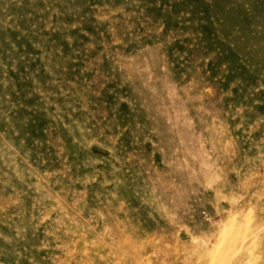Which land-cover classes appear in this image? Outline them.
<instances>
[{
    "label": "rangeland",
    "instance_id": "obj_1",
    "mask_svg": "<svg viewBox=\"0 0 264 264\" xmlns=\"http://www.w3.org/2000/svg\"><path fill=\"white\" fill-rule=\"evenodd\" d=\"M0 264H264V0H0Z\"/></svg>",
    "mask_w": 264,
    "mask_h": 264
}]
</instances>
